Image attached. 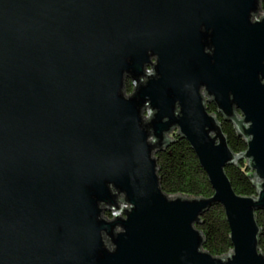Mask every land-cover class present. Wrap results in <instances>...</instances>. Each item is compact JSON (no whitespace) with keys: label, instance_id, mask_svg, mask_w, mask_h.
<instances>
[{"label":"water","instance_id":"obj_1","mask_svg":"<svg viewBox=\"0 0 264 264\" xmlns=\"http://www.w3.org/2000/svg\"><path fill=\"white\" fill-rule=\"evenodd\" d=\"M176 135L212 197L163 192L155 153ZM240 161L254 197L226 174ZM216 205L222 257L196 228ZM258 212L261 0H0V264H264Z\"/></svg>","mask_w":264,"mask_h":264},{"label":"trees","instance_id":"obj_2","mask_svg":"<svg viewBox=\"0 0 264 264\" xmlns=\"http://www.w3.org/2000/svg\"><path fill=\"white\" fill-rule=\"evenodd\" d=\"M261 8L264 12V0H261ZM126 91L128 94L132 92L130 81L126 82ZM207 110L210 113H216V108L211 103L207 105ZM217 118L222 125L230 149L235 154L244 153L247 149L246 143L242 137L238 136L233 125L224 121L220 114H217ZM155 158L159 168L160 185L167 195L203 198L213 196V189L199 160L189 143L180 135L175 136L174 143L169 148L157 151ZM226 174L237 194L248 197L257 195L255 180L251 177L252 173L246 161H240L238 165L228 167ZM106 216L112 218L110 213H106ZM257 221L261 228L259 249L264 253V212L257 213ZM196 228L204 235V251L212 256H225L232 249L229 238L230 228L220 205L211 207L204 214L202 223Z\"/></svg>","mask_w":264,"mask_h":264},{"label":"flooded vegetation","instance_id":"obj_3","mask_svg":"<svg viewBox=\"0 0 264 264\" xmlns=\"http://www.w3.org/2000/svg\"><path fill=\"white\" fill-rule=\"evenodd\" d=\"M154 62V61H153ZM203 93V91H202ZM210 103H207V105H209ZM214 106V105H213ZM215 107V106H214ZM216 108V107H215ZM210 113V112H209ZM216 113H217V109H216ZM216 113H211V114H216Z\"/></svg>","mask_w":264,"mask_h":264},{"label":"rangeland","instance_id":"obj_4","mask_svg":"<svg viewBox=\"0 0 264 264\" xmlns=\"http://www.w3.org/2000/svg\"><path fill=\"white\" fill-rule=\"evenodd\" d=\"M150 71V70H149ZM128 94V93H127ZM105 216H106V214H105Z\"/></svg>","mask_w":264,"mask_h":264}]
</instances>
